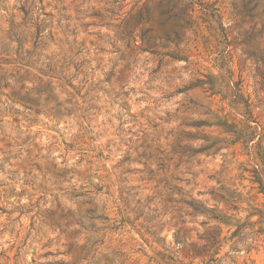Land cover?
<instances>
[{
  "label": "rangeland",
  "instance_id": "obj_1",
  "mask_svg": "<svg viewBox=\"0 0 264 264\" xmlns=\"http://www.w3.org/2000/svg\"><path fill=\"white\" fill-rule=\"evenodd\" d=\"M264 0H0V264H264Z\"/></svg>",
  "mask_w": 264,
  "mask_h": 264
},
{
  "label": "trees",
  "instance_id": "obj_2",
  "mask_svg": "<svg viewBox=\"0 0 264 264\" xmlns=\"http://www.w3.org/2000/svg\"><path fill=\"white\" fill-rule=\"evenodd\" d=\"M262 187L264 189V180L261 181Z\"/></svg>",
  "mask_w": 264,
  "mask_h": 264
}]
</instances>
